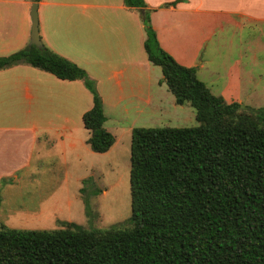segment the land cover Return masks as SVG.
<instances>
[{"label": "trees", "instance_id": "trees-1", "mask_svg": "<svg viewBox=\"0 0 264 264\" xmlns=\"http://www.w3.org/2000/svg\"><path fill=\"white\" fill-rule=\"evenodd\" d=\"M37 2L38 0H31ZM143 49L176 104L197 125L133 127L129 142V216L123 226L52 229L0 223V264H264V106L226 102L158 44L143 0ZM173 0L164 5H175ZM42 43V42H41ZM24 63L61 80H81L92 104L81 115L86 144L107 151L113 135L94 81L44 44L0 56V69Z\"/></svg>", "mask_w": 264, "mask_h": 264}, {"label": "crops", "instance_id": "crops-1", "mask_svg": "<svg viewBox=\"0 0 264 264\" xmlns=\"http://www.w3.org/2000/svg\"><path fill=\"white\" fill-rule=\"evenodd\" d=\"M143 1L159 46L178 64L195 67L211 94L228 103L261 105L250 101L247 91L255 88L251 72L264 51V0H181L168 6L164 4L173 0ZM31 3L0 0V56L28 46ZM36 4L42 44L94 81L107 131L112 112L147 116L175 110L158 66L143 49V9L128 8L122 0ZM91 104L81 80H61L24 63L0 69V223L12 228L8 223L18 214H42L45 197L32 208H14L8 190L23 179V172L37 171L35 165L47 153L63 164L76 160L80 141L86 144L88 137L81 115Z\"/></svg>", "mask_w": 264, "mask_h": 264}, {"label": "rangeland", "instance_id": "rangeland-1", "mask_svg": "<svg viewBox=\"0 0 264 264\" xmlns=\"http://www.w3.org/2000/svg\"><path fill=\"white\" fill-rule=\"evenodd\" d=\"M148 17L150 24V13H148ZM260 41L262 43V40ZM210 46L211 44L208 45V51ZM200 55L203 57L205 51L202 50ZM235 57L236 54L233 59ZM254 65L255 68L251 73L255 88L247 92H249L248 97L252 95L250 101H259L261 105L239 104L257 108L264 106V51L259 53ZM156 68L161 76L159 67ZM161 82L166 86L163 81ZM247 92L242 90V94ZM166 95L168 98L174 99L169 91ZM174 103L170 102V106H173L175 110L172 111L171 107L168 115L166 113L161 115L154 113L147 116L133 113L113 115L116 112H112L109 118L110 122L105 127L113 135L114 144L104 153L92 152L82 140L76 151V160L72 159L66 164L47 153L38 166L35 165L37 171L23 172V179L8 190L12 207L32 208L38 204V199L45 197V209L42 214H34L29 217H18L21 216L18 214L8 224L17 229H52L60 227L61 221L73 222L84 228L97 229L125 225L130 212L128 181L130 130L128 127H190L197 125L194 119V110L187 102L180 106ZM41 110L46 112L42 106ZM30 174H34V176H30Z\"/></svg>", "mask_w": 264, "mask_h": 264}, {"label": "water", "instance_id": "water-1", "mask_svg": "<svg viewBox=\"0 0 264 264\" xmlns=\"http://www.w3.org/2000/svg\"><path fill=\"white\" fill-rule=\"evenodd\" d=\"M37 4L36 2H32L30 6V20H31V25H30V38H29V43L28 45H34L37 48H41L42 43L39 37L38 33V20H37V11H36ZM141 18H143V14H140Z\"/></svg>", "mask_w": 264, "mask_h": 264}]
</instances>
